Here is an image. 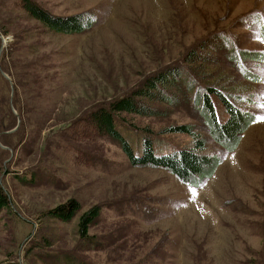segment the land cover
Masks as SVG:
<instances>
[{
    "label": "rangeland",
    "instance_id": "374dc122",
    "mask_svg": "<svg viewBox=\"0 0 264 264\" xmlns=\"http://www.w3.org/2000/svg\"><path fill=\"white\" fill-rule=\"evenodd\" d=\"M33 1L55 16L92 11L96 20L83 33L56 32L21 0H0L7 71L0 65V135L13 143L0 140V181L12 208L0 214V263L43 264L34 246L45 238L54 241L51 251H71L87 264H264V62L232 60L236 52L264 56V0ZM203 42L209 46L200 50ZM191 48L215 57L205 69L226 92L250 98L242 106L258 117L237 147L228 152L216 143L190 102H153L162 116H123L137 132L177 146L190 138L160 132L193 125L205 152L220 158L200 186L161 168L131 166L90 123L95 106L179 63ZM14 98L25 121L17 131ZM70 198L83 209L101 208L91 244L80 243L74 222L41 217Z\"/></svg>",
    "mask_w": 264,
    "mask_h": 264
},
{
    "label": "trees",
    "instance_id": "16d2710c",
    "mask_svg": "<svg viewBox=\"0 0 264 264\" xmlns=\"http://www.w3.org/2000/svg\"><path fill=\"white\" fill-rule=\"evenodd\" d=\"M21 4L31 16L56 32L83 33L89 31L96 20L92 11L55 16L42 9L33 0H21ZM206 46H209L208 43L203 42L199 46L200 50ZM196 50V48L189 49L184 56H181L179 63L162 66L147 75L129 92L95 106L90 112L93 130L114 140L127 156L131 166L161 168L174 175L179 181L192 186H200L204 183L220 163L218 155L205 152L206 141L194 130L193 125H174L160 132L161 135L185 134L190 138L188 144L177 146L166 142L151 131L137 132L131 124H127L123 114L157 117L165 112L152 105L153 102L171 106L177 105L180 101L190 102L200 115L212 139L226 151L234 150L240 142L242 133L257 120L258 116L242 106L250 101V98H245V92H226V86L217 78V74L214 76L215 72H208L205 69L206 64L209 65L208 63L214 61L215 57L209 53L200 55ZM250 54L253 53L236 52L232 60L252 59L264 62V56L261 54L255 56ZM1 59V69L7 72L6 65L3 64L4 57L1 56ZM13 103L18 108L21 118L20 104L15 98ZM217 103L223 110V116L218 113ZM5 104L9 109V103L7 104L6 101ZM24 122L21 118L16 131L24 125ZM8 136L10 135L1 134L0 140L5 146L11 147L13 143ZM100 211L99 205L83 209L77 199L70 198L45 210L41 217L61 223L74 222V231L80 243L85 245L94 241L90 229L99 217ZM2 212L11 214L12 208L9 195L0 181V214ZM53 244V240L43 238L40 245L34 246L39 247L40 250L35 255L43 261V264H87L71 251H51Z\"/></svg>",
    "mask_w": 264,
    "mask_h": 264
},
{
    "label": "snow or ice",
    "instance_id": "6c2138e0",
    "mask_svg": "<svg viewBox=\"0 0 264 264\" xmlns=\"http://www.w3.org/2000/svg\"><path fill=\"white\" fill-rule=\"evenodd\" d=\"M258 119H260V120H264V116H261V117H259Z\"/></svg>",
    "mask_w": 264,
    "mask_h": 264
},
{
    "label": "water",
    "instance_id": "95a60500",
    "mask_svg": "<svg viewBox=\"0 0 264 264\" xmlns=\"http://www.w3.org/2000/svg\"><path fill=\"white\" fill-rule=\"evenodd\" d=\"M2 75H4V76H5V78H7V75H6L5 73H3V72H2Z\"/></svg>",
    "mask_w": 264,
    "mask_h": 264
}]
</instances>
